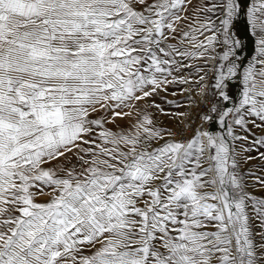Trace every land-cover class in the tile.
Wrapping results in <instances>:
<instances>
[{"label": "snow or ice", "instance_id": "1", "mask_svg": "<svg viewBox=\"0 0 264 264\" xmlns=\"http://www.w3.org/2000/svg\"><path fill=\"white\" fill-rule=\"evenodd\" d=\"M253 128L264 0H0V264H264Z\"/></svg>", "mask_w": 264, "mask_h": 264}, {"label": "rangeland", "instance_id": "2", "mask_svg": "<svg viewBox=\"0 0 264 264\" xmlns=\"http://www.w3.org/2000/svg\"><path fill=\"white\" fill-rule=\"evenodd\" d=\"M237 31L241 34V38L243 39L245 43V48L241 52V59H244L246 57H250L252 53V41L249 37L244 35V19L241 18L240 22L237 24ZM209 82H212L211 76L208 78ZM178 91V89H169V94H167V99L170 101H178L182 104H187L188 101L185 99V97L177 95L173 96L171 95L172 91ZM239 92H240V86L238 83L233 82V86L231 87V95L235 98H239ZM162 96L165 94H161ZM157 103H161L162 106L169 112H184L187 110V108L181 107V108H176L175 106H170L168 104H164L163 101L160 99V97L156 98ZM153 113H155V110H151ZM156 119L164 124L165 126L168 127H175L176 126V121L168 116H162L159 115L158 113L156 114ZM129 121L127 120H118L117 124H119L121 127H126ZM108 127L114 128L115 126L112 124H109ZM215 128V125H213ZM255 137L257 140H259L261 137H264V130L260 128H253L251 134H249V144L252 143V137ZM259 149V151H257ZM237 151H239V145H237ZM259 152H264V145H253V150L249 153L252 156L257 157V159L248 162V163H243L242 162V171L247 173L248 171L255 172L257 174H261L262 171H264V161H261L259 159ZM254 177H246V183H247V190L255 195L257 198H264V188H261L259 184H256L254 182ZM46 198V197H45Z\"/></svg>", "mask_w": 264, "mask_h": 264}, {"label": "built area", "instance_id": "3", "mask_svg": "<svg viewBox=\"0 0 264 264\" xmlns=\"http://www.w3.org/2000/svg\"><path fill=\"white\" fill-rule=\"evenodd\" d=\"M209 77H210V76H209ZM187 110H188V109H187ZM187 110H186V111H187ZM192 110H193V112H195V111H196L195 107H193V109H192Z\"/></svg>", "mask_w": 264, "mask_h": 264}]
</instances>
